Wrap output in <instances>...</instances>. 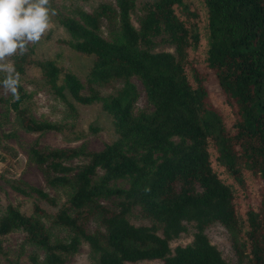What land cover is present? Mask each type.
Wrapping results in <instances>:
<instances>
[{"label": "trees", "instance_id": "obj_1", "mask_svg": "<svg viewBox=\"0 0 264 264\" xmlns=\"http://www.w3.org/2000/svg\"><path fill=\"white\" fill-rule=\"evenodd\" d=\"M200 1L206 17V67L224 102L236 107L231 130L226 132L206 107L207 89L197 72L188 68V53L201 45V35L190 23L196 14L181 13L187 8L185 0H156L139 28L130 16L135 0L102 3L91 13L79 11L80 21L66 19L62 26L70 37L66 43L70 49L94 57L90 82L136 77L153 110L134 115L137 94L128 83L121 97H105L93 89L85 95L80 81L52 61L17 55L13 63L20 74L26 67L38 68L56 95L67 91L79 104H100L112 117L118 139L98 152L32 146L29 157L43 170L47 183L72 189L54 219L71 238L51 243L42 222L13 206L0 218V236L23 231L27 242L45 251L47 264H65L59 253L76 251L80 239L98 264H228L205 235L207 227L219 223L238 235L234 249L239 263L264 264V0ZM103 24L118 32L119 42L98 33ZM158 37L175 47L176 56L151 51ZM19 94L10 106L23 130L61 131L55 124L31 118L21 106L25 98L21 87ZM0 103L8 102L0 98ZM75 159L84 162L70 165ZM244 170L260 179L262 189L258 211L248 210L242 217L237 198ZM124 179L130 180L126 189L112 187ZM30 190L53 203L44 191ZM111 197L121 199L117 211L98 202ZM133 207L158 227L131 224L127 216ZM89 210L101 228L93 233L86 232L82 222ZM187 224L195 231L192 242L171 249L170 242L186 232Z\"/></svg>", "mask_w": 264, "mask_h": 264}, {"label": "rangeland", "instance_id": "obj_2", "mask_svg": "<svg viewBox=\"0 0 264 264\" xmlns=\"http://www.w3.org/2000/svg\"><path fill=\"white\" fill-rule=\"evenodd\" d=\"M156 0H135L131 12V21L139 28L140 20L147 12V8ZM57 15L51 18L49 30L38 44H30L27 54L33 60L52 61L63 73L74 75L83 86V94L91 89L102 96L123 95L126 83L132 85L137 94L133 107L134 115L151 113L153 108L148 102L140 80L130 77L128 80H116L106 84L90 82L89 72L94 63V57L77 53L66 44L70 37L62 22L66 19L80 21L79 11L93 12L100 4L116 5V0H50ZM185 12L195 13L190 19L200 35L201 45L188 53V68L197 72L207 89L206 107L214 112L226 132L231 130V124L236 120V107L224 102L213 73L206 67L205 54L207 50L206 17L200 0H185ZM98 33L107 41L119 42L117 31L109 29L103 24ZM155 46L152 52H168L176 56L173 45L164 43L160 37L154 38ZM14 57L9 58L14 62ZM5 74L0 73V81ZM20 87L25 98L21 106L25 108L31 118L39 122H48L61 127L60 132L29 133L23 130L18 118L11 108L14 101L12 94L0 88V98L8 103H0V218L5 214L8 206H13L20 213L38 219L46 228L51 243H67L71 233L64 227L55 224L57 212L66 206L72 195L70 186L54 187L47 183L43 170L35 165L29 157V149L37 145L40 149H80L88 152H98L118 139V132L112 117L104 112L100 104L82 105L75 102L67 91L62 96L56 95L45 82L41 71L35 67H26L20 74ZM61 80L59 85H61ZM174 143L179 139L173 138ZM215 157V154H214ZM83 159L70 161V165L77 166ZM215 168L222 170L215 162ZM102 173L99 172V175ZM242 185L238 186L237 208L239 214L245 217L248 210L258 211L262 184L257 176L247 170L242 172ZM129 179L112 183V187L126 189ZM30 188L42 190L48 194L53 203L40 198ZM16 189L25 191L26 194ZM98 202L105 208L117 211L121 199L118 197L101 198ZM128 220L135 226H157L151 219L144 217L138 207L128 212ZM82 222L86 232L93 233L101 230L96 214L92 210L85 211ZM194 228L186 225V232L170 242L171 249L185 246L192 242ZM160 233V231H159ZM205 235L221 253L228 264L239 263L235 254L234 243L240 242L238 235L228 232L219 223L211 224L205 229ZM237 243V244H238ZM65 264H98L97 256L90 250L88 244L79 240L76 251L59 253ZM0 264H47L46 253L43 249L27 242L26 235L21 230L0 236ZM134 264H162L160 261H143Z\"/></svg>", "mask_w": 264, "mask_h": 264}, {"label": "clouds", "instance_id": "obj_3", "mask_svg": "<svg viewBox=\"0 0 264 264\" xmlns=\"http://www.w3.org/2000/svg\"><path fill=\"white\" fill-rule=\"evenodd\" d=\"M57 15L50 0H0V81L14 100L20 99V73L9 58L24 56L30 44H38Z\"/></svg>", "mask_w": 264, "mask_h": 264}]
</instances>
